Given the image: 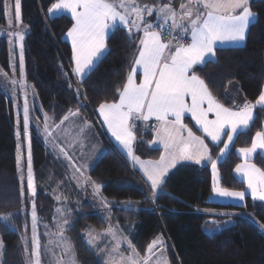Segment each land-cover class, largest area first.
<instances>
[{
  "label": "trees",
  "instance_id": "trees-1",
  "mask_svg": "<svg viewBox=\"0 0 264 264\" xmlns=\"http://www.w3.org/2000/svg\"><path fill=\"white\" fill-rule=\"evenodd\" d=\"M58 1L21 0V27L11 31L15 39H18L17 33L24 36L26 82L33 87L44 114L54 124L75 111L92 118L101 104L116 103L134 66L141 38L139 32L132 31L129 35V30L115 28L107 38L105 56L83 81L75 82L71 71L72 50L64 40L73 20L66 15L47 16ZM249 7L257 19L248 30L244 46L216 49L215 60L194 68L191 73L204 81L218 103L228 108L234 107V100L227 94L232 82L238 84L248 103H254L264 87V0H253ZM5 24L6 0H0V28ZM163 38L168 42L167 36ZM181 39L188 42L184 36ZM0 68L4 72H10L11 68L7 42L1 40ZM263 122L264 109L255 108L253 123L236 137L230 153L218 164L222 189L245 190L244 183L233 173L240 163L236 150L252 145L254 136L263 130ZM132 126L136 157L159 159L161 150L151 146L153 127L138 119H133ZM17 146L15 108L0 89V216L13 215L16 224L14 230L0 222L1 264H25L21 212L24 208L29 211L34 205L37 215L50 222L57 207L51 195L55 189L68 201L71 214L66 234L79 264H104L99 251L86 243L85 233L103 232L112 224L121 227L133 250L142 257L147 255L153 240L162 236L170 264H264V204L249 197L242 207L209 203L211 163L178 165L165 178L162 191L153 195L124 158L104 145L101 156L88 173L90 179L103 184V202L99 204L89 197L88 191L76 187L64 162L33 132L30 147L36 194L29 199L19 181ZM220 148L221 144L210 146L211 161ZM254 163L264 172V157L256 156ZM206 208L237 211V214L217 216L204 212ZM43 246L42 256L46 258Z\"/></svg>",
  "mask_w": 264,
  "mask_h": 264
},
{
  "label": "snow or ice",
  "instance_id": "snow-or-ice-1",
  "mask_svg": "<svg viewBox=\"0 0 264 264\" xmlns=\"http://www.w3.org/2000/svg\"><path fill=\"white\" fill-rule=\"evenodd\" d=\"M250 0H187L180 5L181 19L187 20V28L191 29V43L185 47L180 46L174 52L166 49L171 48V42L162 43L161 34L144 29L145 37L140 41V49L134 60V67L127 78V82L120 93L119 103L101 104L99 111L103 116L109 131L119 144L126 150L127 155L139 164L144 175L151 183L153 194H157L163 183L162 177L167 174L168 168L164 165L165 157L156 164H144L133 156L132 142L135 136L130 130L128 121L130 118L148 121L154 117L162 122L159 130L163 132L160 143L168 152L174 146H179L178 155L171 153L172 166L177 159L191 160L197 164L210 160L209 149L204 141L194 136L192 131L182 123V117L190 112L197 125L202 127L205 135L210 137L213 143H219L221 134L227 136L228 143L224 144L221 155L233 141L234 136L248 129L254 120V109H264V92L256 100L255 105L245 104L239 110H229L217 103L208 92L203 80L195 74H190L195 65L210 62L215 57V46L226 43L239 44L245 42L247 32L256 21L257 17L248 7ZM80 9V11H77ZM203 9V11H201ZM123 10V14L121 12ZM61 11L70 12L75 20V26L68 32L73 44V60L76 64L75 72L78 76L85 74L94 66L95 60L105 50V37L108 30L118 26L132 30H141L143 15H153V8L140 6L137 0H59L49 9L50 15H56ZM160 13L167 14L168 19H175L176 12L169 6L159 9ZM130 16L135 19L129 21ZM15 20L21 22V0H15ZM12 18L9 15V25ZM149 28L151 25L148 26ZM180 27V25H176ZM18 39L22 41L24 36L17 33ZM22 48V45H21ZM21 74H23V54L21 52ZM143 70V82L136 84L134 77L139 70ZM185 97H191V107L185 103ZM207 103V110L200 105ZM27 107H25V131H27ZM213 112L215 120L207 119L208 113ZM77 113H72L76 115ZM173 117V120H169ZM68 117H65L67 119ZM63 122V121H62ZM181 130L187 133V139L179 138ZM47 131V129H46ZM19 135V133H17ZM258 149H264V132H257L253 139L251 148L240 149L246 160L252 157ZM63 151V149H61ZM214 173V192L218 196L231 197L236 200L245 198L244 192L226 191L218 187L216 174V162L211 161ZM18 168L21 166L20 159L17 160ZM79 171V169H77ZM238 175L247 180V187L253 200L264 201V172L252 166H238L235 169ZM27 189L35 196V187L32 172L31 151L28 154L27 163ZM23 189L21 195L23 196ZM59 199V198H57ZM59 212L60 210L57 209ZM0 219H7L3 217ZM33 220L35 221V206L33 205ZM160 238L153 241L148 247L149 255L144 257L143 264H148L157 244H162ZM36 256L35 264L39 262V242L34 237ZM3 245L0 243V248ZM131 247V245H130ZM124 258L128 264H139V254ZM62 264V262H60ZM156 264H161L157 260ZM162 264H167L163 260Z\"/></svg>",
  "mask_w": 264,
  "mask_h": 264
},
{
  "label": "rangeland",
  "instance_id": "rangeland-1",
  "mask_svg": "<svg viewBox=\"0 0 264 264\" xmlns=\"http://www.w3.org/2000/svg\"><path fill=\"white\" fill-rule=\"evenodd\" d=\"M9 15L12 18L11 26L9 25ZM47 16H50L49 18L52 16L49 14V11L47 12ZM162 25L164 26L167 24L165 23ZM20 27L21 22L18 24L15 20V0H6V24L0 28V40L7 42L11 68L10 72H4L0 68V89L3 90L12 100L16 112V130L17 133H19V135H17V160L19 158L21 162V166L18 168L20 184L22 188H26L28 195L30 196L29 199L33 198L34 196L27 189V163L29 150L31 151V135L33 132H35L43 139L47 147L52 152H54L56 156L64 160V162L70 168L74 167L73 161L75 157L73 158V156L68 154V152L74 150L75 153L79 152L80 155L82 154L81 151L84 150V160L80 164V175L73 180L79 186V188L90 192L89 195H91L96 203L101 204L103 202L101 195V190L103 187L100 185V183L90 179L88 172L103 152L102 148L104 145L102 140H100L98 137L97 132L94 130L91 122L85 118L80 121H78L77 118L72 119L64 127H61L59 130H56L52 133H48V130L49 127L53 126V121L50 123L45 122L44 126L42 125L39 114L44 112L37 99L33 87H31V85L26 82L25 78L24 41L15 39L11 35V31L19 29ZM21 52L23 54V74H21L20 68ZM75 82L77 81L75 80ZM231 84L235 85V87L239 89V86L236 82H232ZM227 94L233 100H235L237 96L236 92H233L232 90L228 91ZM25 107H27L28 110L27 131H25ZM41 115L44 117V114ZM100 128L102 130V134L104 135L103 127ZM104 136L109 141L107 135ZM61 149H63V151H61ZM165 161L166 160H164V163H166ZM51 195L54 202H56L57 207L53 211L50 222L43 220L37 215L36 212L34 221L33 207L29 211H26V208H24L21 212L25 229V264H35L36 256L33 255L35 252L34 237L39 242L40 264H60V262H62V264H79L77 262L73 246L66 234V231L70 227L69 217L71 214L67 206L68 201H64L65 199L63 194L56 189ZM57 209L60 211L58 212ZM27 213L28 218L26 216ZM103 215L107 218V220H109V216L105 214V212ZM29 216L31 218H29ZM3 217H7V219H0V222L5 223L11 229L16 230V224L13 222V215L0 216V218ZM41 234L44 236V238H42ZM157 238H160L163 243L157 244L153 249V254L151 255V259L148 261V264H156L157 260H160L161 264L163 260H166L167 264H170L165 240L162 236L156 237L155 240H157ZM85 241L89 247L99 251L104 264H128V261L124 258L134 256V251L129 239L118 228H114L113 224L112 227L110 225L109 228L103 232L92 230L87 231L85 233ZM0 243H2L1 239ZM42 244H44L43 247L46 258L43 257L44 255L42 256ZM2 248H0V264L2 262ZM157 248L159 249L157 250ZM135 253L138 252L135 251ZM147 255L149 254L147 253ZM138 258L139 264H143L144 257L139 254Z\"/></svg>",
  "mask_w": 264,
  "mask_h": 264
},
{
  "label": "crops",
  "instance_id": "crops-1",
  "mask_svg": "<svg viewBox=\"0 0 264 264\" xmlns=\"http://www.w3.org/2000/svg\"><path fill=\"white\" fill-rule=\"evenodd\" d=\"M253 1V0H250V2ZM59 2V1H58ZM113 3H117L118 0L116 1H111ZM137 2L139 3L140 6H144V5H147L151 8H153L155 11L153 12V15H147L146 13L143 15V22L140 24V28L141 30H135L133 29L132 31L134 32H139L140 33V41L142 39H144L145 37V33H144V29H148V31H154V32H158L161 34V42L162 43H169L171 42V48L170 49H166V52H165V55L167 56V53L169 51H172L174 52L175 49L177 47H180V46H185L187 47L190 43H191V29L190 28H187V24H188V21L187 20H182L181 19V16H182V13L180 11V5L182 3H187V0H137ZM175 2H177V4L175 5ZM250 4V3H249ZM164 6H169L171 7V9L173 11H175L177 14H176V17L175 19H168L167 17V14H161L159 9L164 7ZM249 7V5H248ZM52 8V7H51ZM250 8V7H249ZM251 10V9H250ZM77 11H80V9H77ZM201 11H203V9H201ZM122 14H123V10H121ZM251 12L253 14H255L252 10ZM60 14H56V15H52V17H56V16H59V15H66L68 17H70L72 20H73V25L72 27L66 32V34L64 35V40L70 45L71 47V50H72V55H71V70H72V75H73V78L77 81V82H81L83 81L88 75L89 73L93 70V68L98 64V62L105 56L106 52H107V45H106V41H107V38L108 36L111 34V32L114 30V29H111V30H108L107 32V35L105 37V50L103 51L102 54H100L99 56V59L95 60L94 62V66L90 69V70H85V74H83L82 76H78L75 72V68H76V64L73 60V44H72V39L68 36V32L75 26V20L72 18V15L70 12H67V11H61L59 12ZM256 15V14H255ZM50 17V16H49ZM257 17V16H256ZM135 19V16H130L129 17V21L131 22V20ZM255 22V21H254ZM253 22V23H254ZM167 24V25H162V24ZM151 25V27L149 28L148 26ZM176 25H180V27H176ZM118 27H121V28H124L122 26H118ZM159 27L160 29L161 28H168L171 30V32L173 33L175 39L172 40V41H169L168 39V42L163 38V34L162 32L159 30ZM124 29H127L129 30L128 28H124ZM248 34V32H247ZM184 36V38L188 39L187 43H184L182 41V37ZM186 41V40H185ZM182 42L184 44H182ZM246 42V40H245ZM245 42L243 43H239V44H230V43H226V44H223V45H216L215 46V51L216 49H219V48H238V47H242L244 46ZM216 59V55L215 57L212 59V60H215ZM204 65V64H202ZM202 65H195L193 67L196 68L198 66H202ZM135 66V65H134ZM133 66V67H134ZM133 69V68H132ZM192 69V71H193ZM191 71V73H192ZM190 73V74H191ZM131 74V73H130ZM135 79V82L137 85H139L141 82H143V79H144V76H143V70H139L138 73L136 74V76L134 77ZM200 79V78H199ZM201 80V79H200ZM206 86V85H205ZM232 90L233 92H236V98L234 100V107L233 108H228V107H225V108H228L229 110H239L241 109L245 104H251V105H255V102L254 103H248L245 101L240 89H237V87H235V85H232V84H229L228 85V88H227V92ZM238 90V91H237ZM209 92V91H208ZM262 92H264V87H263V90ZM210 93V92H209ZM212 96V95H211ZM212 98L214 99V97L212 96ZM120 99V98H119ZM215 100V99H214ZM216 101V100H215ZM217 102V101H216ZM116 103H119V100L116 102ZM185 103L191 107V104H192V101H191V97H185ZM218 103V102H217ZM111 104V103H110ZM220 104V103H219ZM221 105V104H220ZM223 106V105H221ZM200 107L204 110H207V103H204L202 105H200ZM224 107V106H223ZM99 108H97L95 114L92 115V118H88L86 114H84L83 112L81 111H75V112H72V113H77L76 115H72V113L70 115H68L67 119H64L63 122H60L59 124H53V126L49 127V130H48V133H52L56 130H59L61 127H64L70 120L72 119H75L77 118L78 121L80 120H83L84 118L86 120H88L89 122H91V124L93 125V128L94 130L97 132V135L98 137L100 138V140H102V143L103 145H107L108 147L114 149L119 155H121L124 160L126 161L127 165L132 169L134 170L139 176L140 178L143 180V182L147 185V187L151 190V192L153 193L152 191V188H151V183L150 181H148L147 177L144 175V171L143 169L140 167L139 164H136L134 163L133 159L130 158L128 155H127V152L126 150L119 144V142L116 140V138L112 135V132L109 131V127L108 125L105 123L104 121V118L103 116H101L100 114V111H99ZM256 108H261V107H256ZM41 114H44V113H40L39 114V117H40V121L42 123V125L44 126V123L48 122H52L53 120L49 117H47L45 114H44V117L43 115ZM253 115H254V118H255V109H254V112H253ZM134 120H140L142 124L146 125V126H152L153 127V139H152V142H151V146L153 148H157V149H160L161 150V156L159 159L157 160H142V159H139V161L141 163H144V164H152V165H156L158 164L160 161H161V157H165V162L164 165L167 166L168 168V171H167V174L165 176L162 177V180L164 182L165 178L167 177V175L169 173H171L178 165L180 164H194V165H198V166H204V165H207L209 163H211V154H210V146H218L221 144V148L220 150L218 151V153L216 154V157L213 161L216 162V165L218 166L219 163H221L222 161L225 160V158L227 157V155L230 153L232 147H233V144L236 140V137L239 135H236L234 136L233 138V141L231 142V144L229 145V148L227 150H225V154L222 156L221 155V150L224 149V144L228 143V140H227V136L226 135H223L221 134V140L219 143H213L211 138L210 137H207L202 129V127H200L199 125H197L196 123V120L192 118V115L190 112H187L183 115L182 117V123L192 131L193 135L198 137L199 139L203 140L205 145L208 146V149H209V152H208V155L210 157V160H205V161H202L200 164H197L195 163L194 161H191V160H179L177 159L176 163H175V166H172V161H171V153L175 152L177 155H178V149L180 146L182 145H179V146H174L172 149H169L168 152L165 151V148H164V145L162 143H160V139L161 137L163 136V132H160L159 130L161 129L162 127V122L161 121H158L156 120L154 117L150 118L148 121H144L142 119H139V118H135V114H133V118H130L129 121H128V124L130 126V130L132 132V134L135 136V140L132 142V151H133V156L135 158L136 155H135V143H136V135L134 133V128L132 126V121ZM169 120H173L174 118L173 117H169L168 118ZM207 119L209 121L211 120H215L216 119V116L213 112H209L208 113V116H207ZM189 121V122H188ZM253 123V121H252ZM251 123V124H252ZM102 125V126H101ZM251 126V125H250ZM100 127H103V133L104 135H107L109 141L106 139V137L102 134V130ZM249 129V128H248ZM248 129L244 130L243 132L247 131ZM262 131L261 132H264V122H263V125H262ZM256 137V135L254 136V138ZM181 139H187V133L186 132H183V130H181V136L179 137ZM252 146V145H251ZM248 147V148H251ZM104 148H102V151H103ZM240 149H243V148H239L236 150V153L238 155V157L240 158V163L235 167V169L238 167V166H244V167H247V166H252V167H255L257 169H259L255 163H254V159L256 156H262L264 157V149H258L257 152L250 158H248L246 160V158L244 156L241 155L240 153ZM51 151V150H50ZM52 152V151H51ZM82 154L79 155V152L78 153H75L74 150H71L70 152H68V154H71L73 156V158L75 157L73 163H74V167L73 168H70L65 162L64 160H62L61 158H59L58 156H56V154L54 152H52L56 158L60 159L62 162H64V164L66 165V167L68 168L69 170V173H70V177H71V181L76 185V187L79 189V190H85V189H81L79 188V186L74 182L73 179H76L79 175H80V172H81V163L82 161L84 160L83 158V155H84V150L81 151ZM75 153V154H74ZM69 158V157H68ZM70 159V158H69ZM138 159V158H137ZM73 160V159H72ZM151 162V163H150ZM77 169H79V171H77ZM234 169V176L236 177V179H238L239 181L243 182L244 185H245V190L242 191L244 192L246 195H245V198L243 200H236L234 198H231V197H223V196H218L216 195V193L214 192V173H213V169H212V164H211V173H212V195L210 196L209 198V203L211 204H219V205H232V206H237V207H242L245 203V199L247 197H249L252 201L254 202H259V203H263L264 204V201H260V200H253L252 197H251V194H250V190L248 189L247 187V180L241 176V175H238L236 173ZM260 170V169H259ZM261 171V170H260ZM262 172V171H261ZM89 173V172H88ZM216 174H218L217 176V180L219 182V172H218V168L216 167ZM100 185L103 187V184L100 183ZM99 185V186H100ZM162 185L163 183L161 184L160 188L158 189L157 191V194H159L161 191H162ZM218 187L219 189L221 190H224L220 187V184L218 183ZM87 191V190H86ZM226 191H230V190H226ZM235 192H238V191H235ZM90 193V192H89ZM88 193V195H89ZM156 194V195H157ZM89 197H91V195H89ZM204 212L206 213H210V214H213V215H217V216H224V215H232V214H237V211H223V210H217V209H212V208H206L204 209ZM241 214V212H239ZM112 227V225H111ZM114 228H118L121 232V227L118 225V224H114ZM24 233H25V229H24ZM123 233V232H122ZM25 235V234H24ZM131 243V242H130ZM159 248H157L158 250ZM156 250V251H157Z\"/></svg>",
  "mask_w": 264,
  "mask_h": 264
},
{
  "label": "built area",
  "instance_id": "built-area-1",
  "mask_svg": "<svg viewBox=\"0 0 264 264\" xmlns=\"http://www.w3.org/2000/svg\"><path fill=\"white\" fill-rule=\"evenodd\" d=\"M161 32L164 36H167V38L169 39V41H172L175 39L173 33L171 32L170 29H168L167 27L166 28H162L161 29Z\"/></svg>",
  "mask_w": 264,
  "mask_h": 264
}]
</instances>
